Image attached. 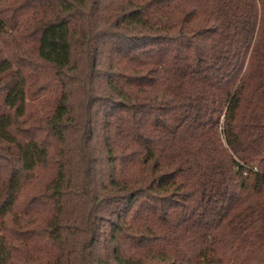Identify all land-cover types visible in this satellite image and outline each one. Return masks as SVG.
I'll return each mask as SVG.
<instances>
[{"label": "trees", "instance_id": "1", "mask_svg": "<svg viewBox=\"0 0 264 264\" xmlns=\"http://www.w3.org/2000/svg\"><path fill=\"white\" fill-rule=\"evenodd\" d=\"M0 264H264V0H0Z\"/></svg>", "mask_w": 264, "mask_h": 264}]
</instances>
